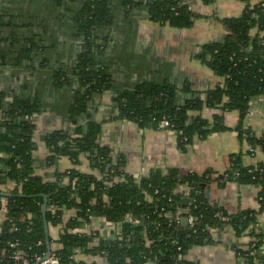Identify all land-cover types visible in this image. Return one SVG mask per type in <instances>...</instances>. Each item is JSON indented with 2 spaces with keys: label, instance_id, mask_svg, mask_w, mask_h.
I'll return each instance as SVG.
<instances>
[{
  "label": "trees",
  "instance_id": "trees-1",
  "mask_svg": "<svg viewBox=\"0 0 264 264\" xmlns=\"http://www.w3.org/2000/svg\"><path fill=\"white\" fill-rule=\"evenodd\" d=\"M241 1L243 13L223 19L225 35L195 53L223 79L201 91L189 79L147 78L136 84L119 79L134 63L138 69L156 68L134 48L139 16L190 28L196 14L189 0H0V72L11 71L0 87V183L16 184L0 222V264H21L13 259L18 251L31 264H41L39 258L49 251L44 217L51 254L60 264H201L187 258L189 250L214 243V231L226 226L238 236H251L238 246L239 255L248 264H264V228H257L264 214V161L247 165L239 152L230 155L223 173L172 166L136 178L126 170V155L101 143L103 122L97 119L99 100L111 91L116 119L172 130L186 150L196 138L228 130L225 114L238 111L236 130L249 145L247 153L264 151V131L257 135L245 126L252 100L264 95V3ZM206 107L216 110L212 120L202 115ZM47 110L67 123L43 135L50 151L47 162L57 164L67 156L74 164L56 172L54 181L35 172V119ZM164 119L169 125H162ZM82 154L99 175L78 168ZM228 181L256 186L259 207L233 214L214 203L211 185ZM4 196L0 192V209ZM69 210L76 215L65 221ZM184 217L193 220L184 225ZM95 218L121 224V234L108 238L80 231ZM59 225L54 240L50 227Z\"/></svg>",
  "mask_w": 264,
  "mask_h": 264
},
{
  "label": "crops",
  "instance_id": "crops-1",
  "mask_svg": "<svg viewBox=\"0 0 264 264\" xmlns=\"http://www.w3.org/2000/svg\"><path fill=\"white\" fill-rule=\"evenodd\" d=\"M193 12L196 14L194 24L190 28H175L170 25H161L153 22L145 14L139 16L134 36L136 54H146L147 64L159 66L156 68H141L133 64V69L124 71L119 79L123 83L141 82L144 79L161 81L166 77L174 78L178 82L189 79L194 88L205 91L222 82V77L216 75L211 69L195 57L200 47L210 41L222 38L227 32L223 19L240 16L246 6L241 0H215L205 3L204 0H189ZM264 3V0H251L252 4ZM258 32L253 30V34ZM264 34V32H263ZM146 64V65H147ZM9 70L0 72V87L7 84L5 76L10 75ZM160 77L162 79H160ZM99 113L97 119L102 121L100 141L109 145L115 153H123L127 157L126 170L136 178L149 174L152 169L162 168L167 171L169 167L177 166L183 169L203 172L213 169L223 173L230 167V155L243 153L245 164L252 165L264 161V151L258 148L253 154L247 153L249 145L241 140L236 130L240 121L238 111H229L225 114L226 131L215 132L205 139L196 138L187 146L186 150L178 146L176 132L169 129H155L140 127L129 120L116 119L117 110L114 107L113 93L105 94L99 100ZM216 110L206 107L202 115L212 120ZM194 114V113H193ZM34 139L37 143L35 150L36 169L45 181H54L56 172L66 171L74 166L67 156L61 157L57 164H49L47 158L50 151L43 140V135L55 130L65 128V118L51 110L39 114L36 119ZM245 126L254 130L257 135L264 131V95L252 100L250 111L245 119ZM78 168L83 172L96 173L87 154L81 155ZM16 188L13 182L0 183V192L3 198V207L0 209V222L6 218L7 195ZM258 188L254 185H240L236 181H228L223 185L214 182L209 190L210 199L222 206L230 213H237L247 208H258ZM76 215L75 210L66 211L64 220ZM121 224H113L104 218H95L93 222L85 225L80 231L98 232L101 236L115 238ZM257 228H264V214L260 217ZM62 225L50 227V236L58 240ZM214 243L198 245L191 248L187 258L201 264H248L246 259L239 255L237 248L242 247L251 240L248 233L238 236L231 226L214 231ZM57 243H53L54 246ZM78 257L88 261L103 262L100 256L81 255ZM145 264H155L147 262Z\"/></svg>",
  "mask_w": 264,
  "mask_h": 264
},
{
  "label": "built area",
  "instance_id": "built-area-1",
  "mask_svg": "<svg viewBox=\"0 0 264 264\" xmlns=\"http://www.w3.org/2000/svg\"><path fill=\"white\" fill-rule=\"evenodd\" d=\"M163 126L169 125V121L167 119L163 120ZM192 218H188L189 223L192 222ZM121 227L118 230V235L121 234ZM13 259L21 264H31V259L24 252H15L13 254ZM41 264H60L58 258L55 255H50L48 258H39Z\"/></svg>",
  "mask_w": 264,
  "mask_h": 264
},
{
  "label": "water",
  "instance_id": "water-1",
  "mask_svg": "<svg viewBox=\"0 0 264 264\" xmlns=\"http://www.w3.org/2000/svg\"><path fill=\"white\" fill-rule=\"evenodd\" d=\"M46 211H47V196H45V204H44V208H43L44 216L46 215ZM44 218H45V224H46V233L48 236V250H49L48 254L45 257V259H46L51 255V242L49 240V226H48L46 217H44ZM182 222L184 225H187L189 223L188 218L187 217L182 218Z\"/></svg>",
  "mask_w": 264,
  "mask_h": 264
}]
</instances>
